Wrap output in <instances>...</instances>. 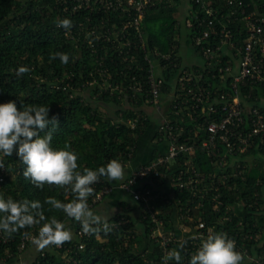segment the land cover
Returning <instances> with one entry per match:
<instances>
[{"label": "trees", "instance_id": "1", "mask_svg": "<svg viewBox=\"0 0 264 264\" xmlns=\"http://www.w3.org/2000/svg\"><path fill=\"white\" fill-rule=\"evenodd\" d=\"M179 1L156 0L154 6H149L145 10L140 32L143 33L148 49L157 48L164 53L172 52L180 67L183 58L177 56L181 49L178 35H182V28L178 11L173 8V4H178ZM236 1L243 2L251 10L258 9L264 12V0ZM46 3H51V7L47 8ZM189 3L188 19L192 10L198 8L193 1L189 0ZM222 5L227 11V5L225 3ZM53 6H56L55 0H0V102L16 100L18 107L20 101L26 104H48L50 117L55 116L59 121L58 128L53 134V146L63 147L67 144L70 150L80 154L78 163L81 167H96L114 158L129 165L138 154L140 141L145 144L152 130H158L159 123L157 126L153 124L155 119L152 116L143 120L146 115L143 97L138 95L136 99L124 102L125 95L120 92L111 95L101 91L99 86L84 85L92 78L89 72L95 68L92 64L95 55L91 54L89 49H78L73 41L65 37L64 28L58 27L56 23L57 19H62L58 17V11L62 15V10L58 7L53 9ZM119 16L121 21L125 19V16ZM67 18L72 21L69 16ZM74 30H77L76 25ZM131 32L133 37L136 36L132 39L134 47L138 48L140 41L137 38V31L131 29ZM184 42L186 49L192 45V39L189 37ZM138 51L143 56V51ZM56 52L67 53L69 62L62 64L58 58H54ZM125 58L126 54L117 56L119 65H114L112 69L115 72L123 69L131 76L136 75L138 79H142L147 88L149 86L147 64L143 61V57L140 58L144 68L142 71L136 70L135 64L130 68L129 59L125 60ZM21 65L28 66L30 71L17 76L15 70ZM192 66L197 68L195 64ZM179 67L175 68L171 65L162 71L161 77L166 87L165 95L174 87ZM63 87L66 89L64 90ZM242 90L243 96L252 94L251 99L242 100V105L247 110L258 107L264 111V106H261V101L264 99V83L249 84ZM131 92L129 91L130 98ZM110 106L116 109L112 110ZM136 118L139 119V123L136 129H133L129 121ZM173 120L178 123L176 117ZM195 124L189 123L186 126L193 128ZM132 152L133 157L130 158L129 154ZM4 162L6 173H2L3 168H0V177H4V180L0 181V192L5 196L14 199H39L42 202L49 196L64 201L74 198L72 193L55 185L36 188L23 176L24 166L15 153L11 157H5ZM187 163L202 175L212 174L215 171L222 174L224 171L222 167L214 164L213 158L196 147L192 156H180L171 167L169 174L173 177L179 169L186 168ZM237 163L240 164L241 174L233 177L232 169L229 168L230 177L224 183L227 189L222 192L221 200L224 205L220 212L213 211L209 206L211 202L205 201L206 221L208 225L215 226L217 232L228 230V235L232 237L238 233L237 250L239 251L240 248L242 253L248 249L254 257L243 260L242 264H260L264 261V149H261L259 139H254L253 146L248 152L237 155ZM162 171L166 173L165 169ZM100 181L92 196H96L105 186L116 185L115 181L104 177ZM221 181L219 178L216 179V185L222 184ZM166 182L167 177L164 176L157 184L147 183L146 187L152 188L156 194L169 196L162 191ZM205 187L209 188L210 182H205L201 186V188ZM171 191L175 201L192 199L196 204L199 202V194L193 197V193L188 190L172 189ZM97 205L98 203L90 208L93 209ZM174 205L175 202L170 197L168 203L162 199L156 201V206L162 211L160 217L165 220L174 214ZM231 205L232 210L229 208ZM44 207L46 216L56 215L61 220L65 219L61 211L49 209L48 205ZM120 207L122 211L115 214L110 219V223L118 224L122 217L129 221L117 227L112 226V230L106 234L101 231L81 237L75 232L81 229L79 222L68 220L67 223L74 227L75 236L70 241L64 242L61 248L52 245L53 250L39 252L32 264H160L161 248L150 244L147 240L154 224L150 220L141 218V226L139 225V221L132 215L138 209L134 202L123 200L119 203ZM194 213L199 216L200 210ZM226 214L232 216L231 222L223 220ZM219 219L221 223H218ZM38 227L33 225L20 229L10 236L3 233L11 240L7 243L0 241V262L6 257L7 264L17 262L21 253L19 246L22 237L29 233L36 234ZM248 232L254 236L253 239L243 238ZM31 245L32 243H28L25 249ZM80 246L84 247L81 249ZM150 249L152 254L147 252Z\"/></svg>", "mask_w": 264, "mask_h": 264}, {"label": "built area", "instance_id": "2", "mask_svg": "<svg viewBox=\"0 0 264 264\" xmlns=\"http://www.w3.org/2000/svg\"><path fill=\"white\" fill-rule=\"evenodd\" d=\"M55 1L53 9L58 7L62 10V15L57 10L58 17L63 19L69 16L72 19V27L64 29L65 37L73 41L78 49H89L95 55L92 62L95 68L89 72L92 78L84 85L99 86L101 91L111 95L120 92L125 95L124 102L132 101L138 95L143 97L145 105L152 109V114L146 113L143 120L154 114L160 118L155 141L166 146L165 151L156 154L150 163L134 170L117 187L105 186L96 196H92L88 201L89 207L120 189L141 206L139 222L143 218L154 224L147 240L161 248L160 264H176L174 260L165 262L163 259L173 249L181 251L182 264H189L191 254L200 246L202 239L210 230L217 232L215 226L208 225L206 221L205 201L211 202L209 206L213 211L220 212L224 205L222 192L227 189L224 183L230 177L229 168L232 169L231 176L241 174L237 155L248 152L254 139H259L261 149H264V111L258 107L247 110L242 105L243 98L248 100L252 97L251 93L243 96L242 88L249 84L264 83V12L251 10L236 0H190L198 8L192 10L190 18H187L186 34L178 35V38L192 39L189 49L199 59L195 69L184 63L179 67L172 52L147 48L140 25L145 10L154 6L156 0ZM222 3L227 5V11ZM46 7L50 8L51 3H46ZM119 15L125 16V19L121 21ZM75 25L77 30H74ZM131 29L137 31L140 49L134 47L132 39L136 36L133 37ZM138 50L143 51V56ZM123 54H126L125 60L129 59V67L135 64L139 71L144 70L140 62L143 57L147 64V88L136 75L131 76L123 69L116 72L112 69L114 65H119L117 56ZM177 56H181V49ZM171 65L179 67V72L174 87L165 95L166 87L161 74ZM129 91H132L131 98ZM174 117L178 123L174 122ZM138 123V118L129 121L133 129ZM189 123L196 124L189 128L186 126ZM196 147L213 158L214 164L223 168L222 174L215 171L202 175L187 163L186 168L179 169L172 177L169 173L174 163L182 155L192 156ZM129 157H133V152ZM2 173H6L5 168ZM164 176L167 182L162 191L169 196L156 194L152 188L146 187L147 183L157 184ZM218 178L222 180L220 185L215 183ZM3 180L1 176L0 181ZM100 182L93 185L94 189ZM205 182H210L209 188H201ZM172 189L188 190L193 193V197L199 194V202L196 204L192 199L175 201ZM169 197L175 202V212L165 220L160 217L162 211L156 206V201L162 199L168 203ZM229 208L232 210V205ZM196 210H200L199 216L194 213ZM66 218L65 223L71 219ZM221 219L218 223H221ZM223 220L231 222L232 216L226 214ZM128 221L122 217L118 224L112 222L111 225L117 227ZM75 232L81 237L87 235L81 229ZM225 233L228 234V230ZM237 234L234 237L228 235L236 244ZM33 235L29 233L22 237L19 246L21 253L31 243ZM243 238L253 239L254 236L248 232ZM9 240L8 236L0 232V241L7 243ZM83 247L80 246L81 249ZM147 252L153 253L151 249ZM242 254L244 261L254 259L248 249ZM260 264H264V261Z\"/></svg>", "mask_w": 264, "mask_h": 264}, {"label": "clouds", "instance_id": "3", "mask_svg": "<svg viewBox=\"0 0 264 264\" xmlns=\"http://www.w3.org/2000/svg\"><path fill=\"white\" fill-rule=\"evenodd\" d=\"M58 27L69 30V18L57 19ZM62 64L69 62L65 52L54 53ZM20 76L30 71L26 65L16 68ZM57 117H50L48 104H26L16 100L0 102V168L5 167L4 158L15 153L23 167V176L36 188L55 185L74 195L67 201L49 196L39 199H14L0 192V232L9 236L20 229L38 225L31 238L32 245L42 250L50 245L61 246L73 238L64 220L56 215L46 216L45 205L59 210L67 218L78 221L85 234H105L112 230L110 216L98 214L89 207V197L102 177L111 181L122 180L127 163L114 158L96 167H81L80 154L63 147L53 146V134L58 128ZM51 126V127H49ZM183 248V245L180 246ZM164 261L174 260L182 264L180 250H170ZM243 254L237 250L236 241L225 232H211L202 239L200 246L189 258V264H242Z\"/></svg>", "mask_w": 264, "mask_h": 264}, {"label": "crops", "instance_id": "4", "mask_svg": "<svg viewBox=\"0 0 264 264\" xmlns=\"http://www.w3.org/2000/svg\"><path fill=\"white\" fill-rule=\"evenodd\" d=\"M186 50V48L184 46L181 45V52L183 50ZM192 56H195L194 53L191 51ZM181 57L183 58V63L185 64V59L184 57L181 55ZM196 59H194V62L192 64H190L189 66L194 65L195 63L199 62V59L195 56ZM186 65V64H185ZM165 98V97H164ZM144 108V107H143ZM145 110V109H144ZM147 113V112H146ZM148 114V113H147ZM151 114H152V110H151ZM149 115V114H148ZM153 119H156L158 116L156 114L152 115ZM159 118V117H158ZM159 123H160V118H159ZM157 126L156 123H153ZM152 124V125H153ZM159 125V124H158ZM156 129H153L152 132L150 133V136L148 137L149 139L145 140V144L142 143V141H140L139 147H138V154L135 158V160L128 166V168L126 169V174L124 176V178L122 180H117L116 182V187L121 184V182H123L126 178L129 177V175L136 170L137 168H139L140 166L148 163L149 161H151V157H154L158 152L161 151H165L166 150V146L165 145H161L160 143L155 141L154 138V133H155ZM154 139V140H153ZM142 140V139H141ZM153 140V141H152ZM150 145V148H149ZM156 148V150L154 151L155 153H153L151 156L150 154L152 153L153 149ZM159 149V150H158ZM149 150V152H148ZM109 196V199L106 200L107 198L104 197L101 202L98 203V205L93 208L94 211H96L98 214H108L110 216V219L117 213L122 211V208H119V203L123 200H130L131 202H133L129 196H127L123 191H121L120 189H116L112 194L107 195ZM106 200V201H105ZM100 203H102L100 205ZM136 204V203H135ZM137 205V204H136ZM101 206H103L101 208ZM138 209L136 211H134L133 213H138L137 217L133 216L136 220L139 221V217H140V207L139 205ZM101 208V209H100ZM132 213V215H133ZM136 215V214H135ZM68 225V226H67ZM67 227H71L70 223L66 224ZM71 229L73 230V237L75 236V232H74V227H71ZM32 246H29L27 249L30 250ZM34 247V246H33ZM26 249V250H27ZM25 252V251H24ZM35 259V258H34ZM0 264H7V262L4 260H2L0 262Z\"/></svg>", "mask_w": 264, "mask_h": 264}, {"label": "rangeland", "instance_id": "5", "mask_svg": "<svg viewBox=\"0 0 264 264\" xmlns=\"http://www.w3.org/2000/svg\"><path fill=\"white\" fill-rule=\"evenodd\" d=\"M173 8L178 11V15H179V23L181 24V28H182V34L185 35L186 32H187V27H186V21H187V18H188V13H189V9H190V3H189V0H180L178 2V4H173ZM185 42H184V39L181 40V45L184 46ZM181 55L184 57L185 59V64L186 65H190L194 62V59L195 56H192V53H191V50L189 48H187L186 50L184 49L182 52H181ZM261 106H264V99L261 101ZM110 108L112 110L116 109V107L114 106H110ZM144 109L145 111L148 113V114H151V107L149 105H145L144 106ZM155 123L158 124L159 123V118L157 117L155 119ZM153 141V140H152ZM149 148H150V145H149ZM156 150V148L153 149L152 153L150 154V156L154 153V151ZM149 152V150H148ZM152 158V157H151ZM106 200L109 199V196H106ZM105 200V201H106ZM102 203H100L101 205ZM103 206H101L102 208ZM100 208V209H101ZM136 214V215H135ZM138 213H133V216L137 217ZM139 225L141 226V222H138ZM72 233H73V230L71 229V227H68ZM32 247L29 249H24L22 251V253H20V256L19 257V260H17V262L13 263V264H32L34 258H36L37 254L39 252H42V251H45V250H48V249H52L53 250V246L50 245L42 250H37L35 247H33V245H31ZM25 251V252H24ZM7 259V257L4 259V262L5 260Z\"/></svg>", "mask_w": 264, "mask_h": 264}]
</instances>
